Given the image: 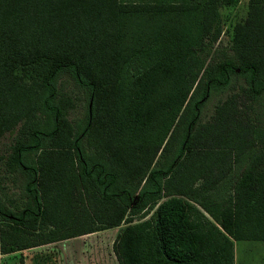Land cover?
Returning <instances> with one entry per match:
<instances>
[{
    "label": "trees",
    "instance_id": "trees-1",
    "mask_svg": "<svg viewBox=\"0 0 264 264\" xmlns=\"http://www.w3.org/2000/svg\"><path fill=\"white\" fill-rule=\"evenodd\" d=\"M236 1L0 0L20 187L0 198L1 253L121 222L118 264H233L232 239H264V0L223 29Z\"/></svg>",
    "mask_w": 264,
    "mask_h": 264
},
{
    "label": "rangeland",
    "instance_id": "rangeland-1",
    "mask_svg": "<svg viewBox=\"0 0 264 264\" xmlns=\"http://www.w3.org/2000/svg\"><path fill=\"white\" fill-rule=\"evenodd\" d=\"M248 0H237L232 6L220 5L219 11L222 18V28L227 29L230 23L241 20L247 11ZM220 41H226L225 33L220 35ZM63 89L77 97L76 106L67 111L70 118L82 116L83 91L73 86L68 75H62ZM228 92L213 95L205 103L203 112L209 114L218 97H224ZM261 104H258L260 106ZM262 121V117H260ZM18 125L0 134V198L7 201L15 198L20 187L18 182H12L8 171L7 157L12 148ZM18 181V178L16 179ZM4 201V202H5ZM149 212L139 220L149 216ZM137 215L134 216L136 218ZM137 221V220H134ZM126 223L117 226L102 228L93 232L75 234L53 242H48L28 248L19 249L2 255L0 264H118L112 248L116 233Z\"/></svg>",
    "mask_w": 264,
    "mask_h": 264
},
{
    "label": "crops",
    "instance_id": "crops-1",
    "mask_svg": "<svg viewBox=\"0 0 264 264\" xmlns=\"http://www.w3.org/2000/svg\"><path fill=\"white\" fill-rule=\"evenodd\" d=\"M241 172V168H231L225 178H219L217 182V199L221 205V187L226 184L227 180L235 181L236 176ZM231 181V184H232ZM201 209V208H200ZM202 210V209H201ZM203 213L210 219L212 218L204 211ZM213 221V220H212ZM215 223V222H214ZM220 228V226L218 225ZM233 264H264V239L257 238H240L232 239ZM5 253L0 252V260Z\"/></svg>",
    "mask_w": 264,
    "mask_h": 264
}]
</instances>
